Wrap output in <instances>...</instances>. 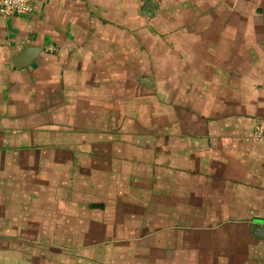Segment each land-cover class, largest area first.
<instances>
[{
    "label": "crops",
    "instance_id": "0c3cea01",
    "mask_svg": "<svg viewBox=\"0 0 264 264\" xmlns=\"http://www.w3.org/2000/svg\"><path fill=\"white\" fill-rule=\"evenodd\" d=\"M31 8L0 14V264H264V0Z\"/></svg>",
    "mask_w": 264,
    "mask_h": 264
},
{
    "label": "built area",
    "instance_id": "2783aa9c",
    "mask_svg": "<svg viewBox=\"0 0 264 264\" xmlns=\"http://www.w3.org/2000/svg\"><path fill=\"white\" fill-rule=\"evenodd\" d=\"M31 3L32 0H0V14L3 17L10 15H28L32 10ZM260 128L255 131L256 139L262 137L263 130Z\"/></svg>",
    "mask_w": 264,
    "mask_h": 264
},
{
    "label": "water",
    "instance_id": "95a60500",
    "mask_svg": "<svg viewBox=\"0 0 264 264\" xmlns=\"http://www.w3.org/2000/svg\"><path fill=\"white\" fill-rule=\"evenodd\" d=\"M140 82L142 85H144L145 87L151 88L152 84L149 78H142L140 79Z\"/></svg>",
    "mask_w": 264,
    "mask_h": 264
},
{
    "label": "rangeland",
    "instance_id": "374dc122",
    "mask_svg": "<svg viewBox=\"0 0 264 264\" xmlns=\"http://www.w3.org/2000/svg\"><path fill=\"white\" fill-rule=\"evenodd\" d=\"M167 13H169V15H171V11H169V12H167ZM257 129H259V127H256V126L254 127V126H253L254 133H255V131H256ZM260 129H261V128H260ZM261 130H264V129L262 128ZM98 253H100V252H98ZM104 263L109 264V260H108V258H106L105 260L102 259V260L100 261V264H104Z\"/></svg>",
    "mask_w": 264,
    "mask_h": 264
}]
</instances>
